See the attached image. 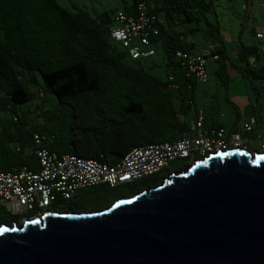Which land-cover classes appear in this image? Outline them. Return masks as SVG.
Segmentation results:
<instances>
[{"label":"trees","instance_id":"trees-1","mask_svg":"<svg viewBox=\"0 0 264 264\" xmlns=\"http://www.w3.org/2000/svg\"><path fill=\"white\" fill-rule=\"evenodd\" d=\"M103 1L0 0V170L38 169L34 133L44 136L41 146L50 151L114 164L134 146L194 136L200 114L203 131L223 128L227 138L241 128L251 134L244 140L248 146L254 128H242V114L230 101L229 69L237 71L260 110L263 34L245 44L242 25L237 42L225 40L213 17L216 0ZM251 2L243 1L244 17ZM139 4L150 26L140 50L153 52L133 57L137 42L126 46L110 30L117 10L136 14ZM177 51L206 58L205 82ZM33 99L32 107L15 106ZM224 107L233 117L223 118ZM170 170L164 165L112 187L95 184L54 204L76 211L99 207L112 196L159 182Z\"/></svg>","mask_w":264,"mask_h":264},{"label":"water","instance_id":"water-1","mask_svg":"<svg viewBox=\"0 0 264 264\" xmlns=\"http://www.w3.org/2000/svg\"><path fill=\"white\" fill-rule=\"evenodd\" d=\"M0 264H264V149H218L93 210L0 223Z\"/></svg>","mask_w":264,"mask_h":264},{"label":"built area","instance_id":"built-area-1","mask_svg":"<svg viewBox=\"0 0 264 264\" xmlns=\"http://www.w3.org/2000/svg\"><path fill=\"white\" fill-rule=\"evenodd\" d=\"M110 30L111 36L129 45L137 42L130 49L133 57L151 54L153 50H140L148 42L149 18L139 4L136 14H126L117 10ZM256 36H262L261 32ZM141 44V45H140ZM178 56L188 57L189 70L200 82L208 78L202 55L188 56L177 51ZM216 58V55H213ZM202 116L197 120L198 131L194 136H184L173 141L144 143L132 147L114 164L101 162L70 153H57L41 146L44 136L33 134V149L38 160V169L33 170L23 165L14 170H0V203L7 205L17 214L45 209L58 197L69 198L76 190L95 184L106 183L116 186L124 182L140 179L157 172L167 162L175 158L196 159L218 149L238 146L239 133L226 134L223 128H212L205 132L200 127ZM255 117L250 115L242 122L244 130H250ZM30 150V146H26ZM38 213H35L36 215Z\"/></svg>","mask_w":264,"mask_h":264},{"label":"crops","instance_id":"crops-1","mask_svg":"<svg viewBox=\"0 0 264 264\" xmlns=\"http://www.w3.org/2000/svg\"><path fill=\"white\" fill-rule=\"evenodd\" d=\"M219 1H220L219 4L216 3V8L213 17H215V19L218 20L220 29L223 32V36L225 40L231 42H237L238 34L240 32V28L242 27V25H243V30H241L240 39L245 44H250L259 41L258 38H256L255 36L257 32H262L263 36L261 39H264V25H260L258 23L257 21L258 16L255 15L253 12L252 4L249 5V9H248L249 13L247 17L246 16L244 17L243 13L246 4H243V2H241V5L237 7L232 3V1L231 2H229L228 0H219ZM221 6L223 11L219 13L220 11H218V8ZM257 6L261 7L259 2L257 3ZM233 16H236V20H233ZM221 17L224 19V21L221 20ZM253 24L255 25L252 26ZM262 51L264 54V44L262 45ZM229 74L232 76V75H237L238 73L235 69L230 68ZM228 94L230 97V101L234 103L238 111L242 114V117L240 118L241 119L240 122L246 120L250 115H254L256 116L257 120H255V123L252 126V128H255L259 123H261L262 112L264 109V101H262L259 110L257 104L254 102L253 97L248 92L246 86L244 87L243 92L237 90L234 93H231V90L229 88ZM225 108L229 110V107H224L223 112L221 114L223 118L228 119L226 113L227 110Z\"/></svg>","mask_w":264,"mask_h":264},{"label":"rangeland","instance_id":"rangeland-1","mask_svg":"<svg viewBox=\"0 0 264 264\" xmlns=\"http://www.w3.org/2000/svg\"><path fill=\"white\" fill-rule=\"evenodd\" d=\"M72 1L89 4L90 2H95L96 3V2H100L102 0H72ZM243 1L244 0H232V3L238 7L239 5H241V2H243ZM258 2L260 3L261 7L257 6ZM216 3L219 4L220 1L217 0ZM222 3H223V1H222ZM251 3H252V9H253L254 14L258 16V19H257L258 23L260 25H264V0H252ZM252 9H251V11H252ZM218 11H220L219 13H221L223 11L222 10V6L218 8ZM221 20L224 21V19L222 17H221ZM233 20H236V16H233ZM232 77H233L232 81L230 82V85H229L231 93H234L237 90L240 91V92H243L244 91V87H245L244 81L241 79V77L239 75H232ZM47 95H48V98H50L52 100V102H53L54 96L51 93H47ZM260 99L264 101V90L262 92V95H261ZM36 102H37V100L33 99L31 101H27V102H24V103H16L15 106L19 110V109L26 108V107H32ZM53 103H54V105H53L54 108L59 107L58 103H56L55 101ZM226 110H227L226 113H227L228 119L233 117L231 111L228 110V109H226ZM6 117H7V119L11 120V118L13 117V114L9 113ZM188 119L190 121V118H188ZM226 124H227V122H226ZM238 132H239L240 136L239 137H235L234 141H239L240 142V140H245L247 137H251V134H248L247 132L246 133L242 132L241 128L238 129ZM252 135H254L253 136L254 138L248 144V149L250 150V149L255 148L257 150V148H259V146L264 145V109H263V112H262L261 123H259L254 128V131H253ZM12 145H13V143H12ZM261 149H264V147L262 146ZM191 161H192V159H188V161L187 160H181V159H175V160L167 162V164H166L167 169H171L168 173H170L172 171L181 170L182 168H184ZM166 175H164V176H166ZM160 181H161V179L159 180V182ZM159 182H157V183H159ZM157 183L151 184L150 186L156 185ZM147 187H149V186H145V187H143L141 189H144V188H147ZM79 190H81V189H79ZM79 190H76L74 193H77ZM130 194H132V193H130ZM130 194H118L116 196H112L102 206L94 207V208H86L84 210H93V209H99V208L105 207V206L109 205L115 198H117L119 196H122V195H130ZM42 212L43 211L39 212L38 214H40ZM0 216H3L2 219L0 218V220H2L4 222H9V220L11 218L19 217L18 214H16L11 209H9L7 207V205L4 204V203H0ZM23 219L24 218H22V220Z\"/></svg>","mask_w":264,"mask_h":264},{"label":"flooded vegetation","instance_id":"flooded-vegetation-1","mask_svg":"<svg viewBox=\"0 0 264 264\" xmlns=\"http://www.w3.org/2000/svg\"><path fill=\"white\" fill-rule=\"evenodd\" d=\"M246 143L244 140H240V144L238 146H245ZM247 149H248V146H245ZM250 150H256L255 148L253 149H250ZM257 150H261V149H257ZM65 206V205H63ZM45 210H55V211H63V210H67L65 208H60V207H57L55 206L54 202L51 203V205L43 210L41 209H36L35 211L33 212H28V213H22V214H18L19 217H14V218H11L9 220V222L11 223V221L15 220L17 223H20L22 221V218H28V217H31L33 216L35 213H39L41 211H45ZM17 214V213H16ZM3 216H0V218L2 219ZM2 221V220H0Z\"/></svg>","mask_w":264,"mask_h":264}]
</instances>
